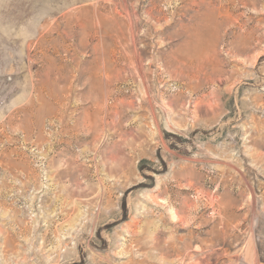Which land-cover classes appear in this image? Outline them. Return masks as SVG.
<instances>
[{"label":"rangeland","instance_id":"374dc122","mask_svg":"<svg viewBox=\"0 0 264 264\" xmlns=\"http://www.w3.org/2000/svg\"><path fill=\"white\" fill-rule=\"evenodd\" d=\"M0 264H264V0H0Z\"/></svg>","mask_w":264,"mask_h":264}]
</instances>
